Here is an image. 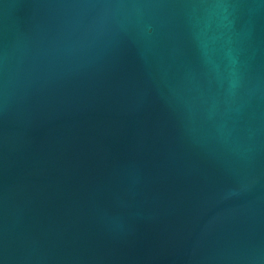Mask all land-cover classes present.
<instances>
[{
  "label": "water",
  "instance_id": "water-1",
  "mask_svg": "<svg viewBox=\"0 0 264 264\" xmlns=\"http://www.w3.org/2000/svg\"><path fill=\"white\" fill-rule=\"evenodd\" d=\"M0 264H264V0H0Z\"/></svg>",
  "mask_w": 264,
  "mask_h": 264
}]
</instances>
